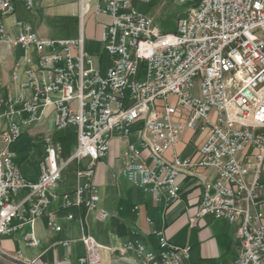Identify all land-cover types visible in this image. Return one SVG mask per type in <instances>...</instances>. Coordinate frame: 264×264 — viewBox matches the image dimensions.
Wrapping results in <instances>:
<instances>
[{"label": "built area", "instance_id": "2783aa9c", "mask_svg": "<svg viewBox=\"0 0 264 264\" xmlns=\"http://www.w3.org/2000/svg\"><path fill=\"white\" fill-rule=\"evenodd\" d=\"M17 1L28 9L34 4L0 0V41L19 45L25 63L20 92L0 96V235L48 213L59 197L53 190L74 160L87 162L76 172L80 181L74 192L61 195L65 207L83 206L86 214L96 211L100 218L108 217L110 212L99 206L95 174L117 138L125 143L122 175L157 198L166 196L168 203L181 196L180 173H191L194 167L215 169L219 178L205 185L197 216L237 224L240 250L230 264H264V215L256 200V191L264 186L259 180L264 166V0H179L191 5L173 32L157 31L153 17L140 11L136 0H102L92 6L91 0H81L84 10L110 17L101 35L112 61L105 71L85 50L82 36L41 39L31 23L21 20L16 22L20 32L12 36L5 19ZM141 65L146 76L138 81ZM12 78H19L17 67ZM49 107L56 131L76 128L77 146L64 161L62 142L43 137L41 173L31 181L12 146L24 125L41 121ZM187 130L205 132L198 159H168L167 149ZM130 135L137 139L127 140ZM251 146L258 150L254 162L240 160ZM48 226L61 230L52 217ZM159 235L157 251L138 239L109 251L121 258L134 251L143 264H185L191 246ZM23 240L26 245L39 243L34 231ZM81 240L86 251L79 264H103L94 237L85 234Z\"/></svg>", "mask_w": 264, "mask_h": 264}, {"label": "crops", "instance_id": "0c3cea01", "mask_svg": "<svg viewBox=\"0 0 264 264\" xmlns=\"http://www.w3.org/2000/svg\"><path fill=\"white\" fill-rule=\"evenodd\" d=\"M97 1L102 0H91L89 4L92 6ZM14 6V12L5 19L7 30L12 36L20 32L16 26L19 20L31 23L41 39L82 36L85 50L98 58L102 69L105 71L111 65V58L104 52L101 42L105 25L110 22L108 15L84 10L81 0H34L30 9L17 1ZM67 24L68 27L64 26ZM73 52L77 53V49L74 48ZM31 54L36 59L34 49ZM23 56L24 50L19 45L0 41L1 97L20 92V84L25 80ZM16 67L19 69V78L14 81L12 76ZM48 135L59 137L62 142V160L69 159L76 149L77 141L74 145H66L67 137L55 130L53 108H47L41 121L24 125V133L12 146L15 160L31 181H36L41 173V161L45 156L43 137ZM204 137L205 132L187 130L182 133L177 145L167 149L165 156L168 159L174 155L181 159H198L197 148ZM136 139V135L127 138L130 141ZM124 150L125 143L114 139L109 154L97 164L95 182L100 189L99 206L110 212L108 217L100 218L96 211L86 214L83 206L65 207L61 195L74 192L80 181L76 172L83 169L87 162L71 161L64 169L58 187L53 190L59 197L51 202L48 213L35 218L32 224L24 223L13 232L0 235V264H79V257L86 251L81 240L85 234L94 237L100 245L103 264H143L144 261L134 251L121 258L111 254L109 248L138 239L147 249L157 251L160 232L174 244L191 246L190 257L185 260V264L232 263L240 250L237 224L213 215L197 216L198 202L205 185L218 179L219 173L213 168L202 167L192 168L191 173H180L177 182L181 185V196L168 203L166 196L157 198L135 187L122 175ZM257 151L251 146L239 158L254 162ZM252 176L253 172L248 176L249 181ZM259 180L264 182V166ZM256 195L257 208L264 215V186L256 191ZM51 217L61 226V230L49 228ZM193 218L196 219L195 224L191 221ZM18 223V220L13 221L14 225ZM31 231L38 237V245L24 243V235Z\"/></svg>", "mask_w": 264, "mask_h": 264}, {"label": "rangeland", "instance_id": "374dc122", "mask_svg": "<svg viewBox=\"0 0 264 264\" xmlns=\"http://www.w3.org/2000/svg\"><path fill=\"white\" fill-rule=\"evenodd\" d=\"M191 3L181 2L179 0H152L147 2L145 0H136V7L153 17V26L159 32H173L177 28L178 20L185 15ZM66 27L69 24L64 25ZM62 36H57L60 39ZM146 69L144 65L140 66L137 80L145 79ZM62 135L67 137L66 145H74L77 141V131L75 127H69L66 130L59 131ZM59 138V137H58Z\"/></svg>", "mask_w": 264, "mask_h": 264}]
</instances>
